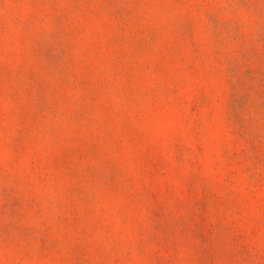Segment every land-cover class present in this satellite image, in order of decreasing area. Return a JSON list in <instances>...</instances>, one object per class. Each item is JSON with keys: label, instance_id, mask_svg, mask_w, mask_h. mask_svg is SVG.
<instances>
[{"label": "rangeland", "instance_id": "374dc122", "mask_svg": "<svg viewBox=\"0 0 264 264\" xmlns=\"http://www.w3.org/2000/svg\"><path fill=\"white\" fill-rule=\"evenodd\" d=\"M0 264H264V0H0Z\"/></svg>", "mask_w": 264, "mask_h": 264}]
</instances>
